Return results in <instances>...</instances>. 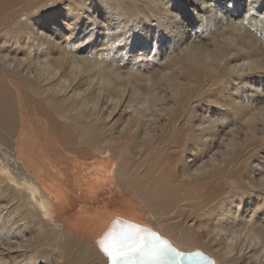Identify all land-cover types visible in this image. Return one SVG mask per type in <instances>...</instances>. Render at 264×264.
<instances>
[{
  "label": "bare ground",
  "instance_id": "6f19581e",
  "mask_svg": "<svg viewBox=\"0 0 264 264\" xmlns=\"http://www.w3.org/2000/svg\"><path fill=\"white\" fill-rule=\"evenodd\" d=\"M216 1L0 0L2 264H110L97 241L117 221L183 254L167 264H264L260 166L204 194L264 146V0Z\"/></svg>",
  "mask_w": 264,
  "mask_h": 264
},
{
  "label": "rangeland",
  "instance_id": "374dc122",
  "mask_svg": "<svg viewBox=\"0 0 264 264\" xmlns=\"http://www.w3.org/2000/svg\"><path fill=\"white\" fill-rule=\"evenodd\" d=\"M237 1L239 2L240 0H237ZM216 3L221 4L222 1L218 0V1H216ZM38 9H39V7L36 6V10L34 12H38L39 11ZM217 12H218V14L221 13L220 15H224V16L229 15V13L226 12V10H224V7H221V6L219 7V10H217ZM230 15H232V14H230ZM204 26H206V25H204ZM205 29L207 30V27H205V28L202 27V30L195 31L196 34L198 36H200V38H197L196 41H200V40L203 41L204 39L207 38V37H203V33L206 32ZM70 30H71V27H66L64 29V31L62 32V34L64 35L63 38H66V35L70 34ZM59 35H60V32L57 31L55 34V43H58L60 45V50L61 49L66 50V48H65L66 40H64V39L62 41L57 40V37ZM144 37H145V35H144ZM159 44H160V42H156L155 46H154L155 49L157 50L155 53L156 54L155 59H156V62H157L156 64L158 65L159 70H162V67L167 65L166 62L163 60V57H165L167 55V52L169 49H168V46H165L163 39L161 40V44L163 47L159 48ZM205 44L211 45V43H207V42ZM59 45H58V47H59ZM170 49H172V46L170 47ZM169 52H170V50H169ZM169 52H168V54H169ZM58 56H59V54H56V58ZM64 62H66L65 59H64ZM61 65L66 67V65L64 63H61ZM171 83L172 82H170V83L168 82L166 85H162V86L155 87V88L170 86L169 84H171ZM143 84H146V83L143 82ZM210 87H211V84H209L207 82H202L197 86H192L191 91L189 92L190 95L188 96V99L203 98L207 94V91L210 89ZM146 88L148 90L150 89L149 87H146ZM144 89H145L144 87L141 88L142 91H144ZM217 91H218V89H217ZM217 91H216V93H217ZM213 99L215 100L214 96H213ZM180 114H181V112L178 115H180ZM179 118H181L183 121L184 114L178 116L176 118L177 119L176 122H178ZM230 123L231 122L229 121L227 124L224 125L225 129H227L226 126ZM240 130L242 131L240 134L243 135V132L245 133L246 128L240 127ZM224 133H225V137H228V135L226 134V130H224ZM233 136L235 138L234 134H233ZM161 138L164 140H167V139H172V136H171V133L169 131H166L161 135ZM246 142H248V144L242 146L243 151L236 156V158L234 159V161L231 165L233 169L230 170V172H228V171L221 172V173H227V177L225 179V184L217 187L216 184L212 183V185H210L209 187L204 189L205 196L211 197V199L214 198L215 196H217V197L225 196L228 198V196L232 192H234L233 190H234L235 186H237L239 181L242 184H245V182L243 181V177H248L250 175L249 174L250 173L249 164H252L253 167H254V163H255V165L258 164L260 166V171H264V169H262V167H264V146H262V147L255 146L256 143L258 144L259 142L251 143V139L246 140ZM231 166H229V168ZM222 191H224L223 194H221ZM244 203H249V201L246 200V201H244ZM243 208H244V210H247V207H243ZM0 264H2L1 259H0Z\"/></svg>",
  "mask_w": 264,
  "mask_h": 264
},
{
  "label": "snow or ice",
  "instance_id": "6c2138e0",
  "mask_svg": "<svg viewBox=\"0 0 264 264\" xmlns=\"http://www.w3.org/2000/svg\"><path fill=\"white\" fill-rule=\"evenodd\" d=\"M110 264H122L134 256L146 258L151 264H167L182 253L158 234L135 224L117 221L97 241Z\"/></svg>",
  "mask_w": 264,
  "mask_h": 264
}]
</instances>
